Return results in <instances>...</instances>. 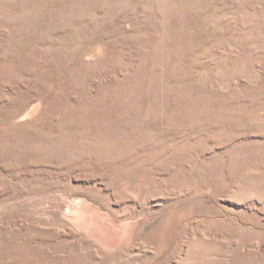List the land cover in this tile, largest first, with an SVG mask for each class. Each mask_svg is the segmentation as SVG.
<instances>
[{
    "label": "rangeland",
    "instance_id": "374dc122",
    "mask_svg": "<svg viewBox=\"0 0 264 264\" xmlns=\"http://www.w3.org/2000/svg\"><path fill=\"white\" fill-rule=\"evenodd\" d=\"M0 264H264V0H0Z\"/></svg>",
    "mask_w": 264,
    "mask_h": 264
}]
</instances>
